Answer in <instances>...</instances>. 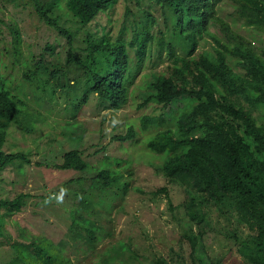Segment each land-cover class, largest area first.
Wrapping results in <instances>:
<instances>
[{
    "label": "trees",
    "instance_id": "16d2710c",
    "mask_svg": "<svg viewBox=\"0 0 264 264\" xmlns=\"http://www.w3.org/2000/svg\"><path fill=\"white\" fill-rule=\"evenodd\" d=\"M11 1L29 6L38 22L57 36L41 43L37 53L30 43L26 52L18 21H8L0 12V171L23 162L77 171L56 188L77 199L65 236L56 243L46 236L15 240L18 260L80 264L63 249L71 243L73 253H88L110 234L94 192L120 194L130 185L122 168L108 163L107 151L91 163L77 146L62 150L51 162H34L30 150H7L12 127L30 133L41 118L27 97L32 93L40 105L43 94L49 100L61 97L73 117L91 94L97 111L118 110L129 103L134 78L147 52L151 56L154 50L155 64L163 61L152 81L162 110L143 114L139 132L131 123L112 140L137 143L144 132L145 147L163 155L156 170L168 183L185 188L188 199L182 205L190 220H202L201 207L214 205L236 221L235 230L239 224L248 229L244 236L234 231L239 255L230 250L229 261L213 260L205 250L204 229L190 224L181 234L191 260L184 264H264V0H122L116 31L110 13L120 0H65L71 15L66 19L58 12L60 0ZM224 4L231 6L227 13L234 23L222 15ZM102 14L107 21L96 23ZM237 21L247 33L238 30ZM207 37L211 45L204 48ZM94 145L95 151L107 148L101 141ZM160 192L168 193L167 186L152 193ZM30 196L19 192L0 197V245L11 243L1 220L22 211ZM154 263L169 264L163 256Z\"/></svg>",
    "mask_w": 264,
    "mask_h": 264
},
{
    "label": "rangeland",
    "instance_id": "374dc122",
    "mask_svg": "<svg viewBox=\"0 0 264 264\" xmlns=\"http://www.w3.org/2000/svg\"><path fill=\"white\" fill-rule=\"evenodd\" d=\"M59 3L58 12L64 15L63 18L71 17L65 0H60ZM124 5L120 0L110 13L114 31L120 26ZM27 7L29 6L17 5L11 0H0L1 14L8 21L14 18L22 28L25 51L29 52L31 43V49L37 53L41 43L54 40L57 34L54 29L38 22ZM225 7L227 10L222 11V15L234 23L233 17L227 13L231 6L224 4L223 8ZM107 19L108 15L102 14L95 22L104 23ZM238 22L235 23L238 30L247 33L245 25ZM8 35L6 30L5 36ZM3 42L0 41V46ZM202 44L204 48L209 47L210 39L207 37ZM129 54H133V51L130 50ZM62 56H65V51ZM157 60L154 50L151 56L147 52L140 71L134 78V90L129 103L118 110L97 111L96 100L91 94L90 100L73 117L71 109H66L61 97L49 100L48 95L43 94L44 101L40 105L30 93L28 103L41 111L35 130L24 133L19 128L12 127L9 131L6 149L30 150L34 162H51L62 150L76 146L83 150L85 159L91 163L106 156L108 152V163L116 168L121 167L125 176L123 179L130 182L128 189L120 194H116L115 190L94 192L96 204L105 210L104 219L110 234L99 242L95 250L88 253H73L71 243L63 249L80 264H155L154 259L158 256H163L169 264L189 263V245L186 240H181V234L190 224L195 230L199 227L204 229L205 250L213 260L225 258L229 261L230 250L239 255L235 247L234 231L244 236L248 229L239 224L235 230L236 221L233 218L229 221L214 205L201 207L204 214L202 220H190L182 205L188 199L185 188L168 183L156 170L163 155L145 147L144 142L148 138H145L144 132L140 135L142 139L139 143L112 140L117 133H124L131 123L139 132L140 117L143 114L158 115L161 112L160 104L153 97L155 89L152 85L154 71L161 69L163 64V61L155 64ZM27 88L30 90L29 86ZM48 94L50 96L52 92L49 91ZM99 141L107 144L106 150L95 151L97 146L94 143ZM115 160H119L120 165ZM75 175L77 171L72 169H56L24 162L0 171V197H13L19 192L31 194L22 211L1 220L5 234L11 236V243L0 245V264H29L23 263L22 257L18 260L20 253L12 245L15 240L29 242L35 236H46L56 243L65 236L71 221V210L77 199H70L65 194L64 202L60 204L55 200L45 204V200L58 195L60 191L57 192V186ZM163 185L167 186L168 193L153 195L152 192Z\"/></svg>",
    "mask_w": 264,
    "mask_h": 264
},
{
    "label": "clouds",
    "instance_id": "9594fccd",
    "mask_svg": "<svg viewBox=\"0 0 264 264\" xmlns=\"http://www.w3.org/2000/svg\"><path fill=\"white\" fill-rule=\"evenodd\" d=\"M66 189H61L58 195L52 196L45 200V204L50 203L52 200H55L57 204L63 203L64 196L66 194Z\"/></svg>",
    "mask_w": 264,
    "mask_h": 264
}]
</instances>
